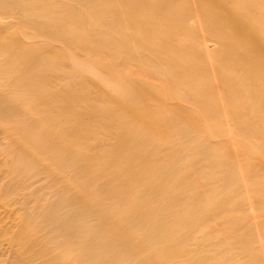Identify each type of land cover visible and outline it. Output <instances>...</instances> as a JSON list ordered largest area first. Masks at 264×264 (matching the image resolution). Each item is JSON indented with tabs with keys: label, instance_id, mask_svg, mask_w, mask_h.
<instances>
[{
	"label": "bare ground",
	"instance_id": "bare-ground-1",
	"mask_svg": "<svg viewBox=\"0 0 264 264\" xmlns=\"http://www.w3.org/2000/svg\"><path fill=\"white\" fill-rule=\"evenodd\" d=\"M71 1L118 34L112 43L124 45L126 27L135 29L129 39L163 62L171 86L194 79L195 68L187 69L182 59L183 44L194 41V30L203 26L219 46L214 69L219 96L210 101L216 106L219 98L232 122L264 129V0H194L195 11L188 5L182 14L181 0ZM62 5L61 0H0V264H105L112 253L122 260L116 264H123L124 250L130 249V242L124 241V219L141 221L146 231L156 230L157 222L145 225L151 214L161 218L164 210L143 201L139 215L125 214L124 173L116 144L110 159L116 160L113 170L111 163L102 170L86 165L88 146L82 141L92 135L93 125L80 128L78 123L77 58L63 51V40L77 48L87 38L78 34L83 26L77 15L67 17ZM144 99L146 104L152 101ZM155 100L161 103L159 97ZM201 102L208 103L206 98ZM167 112L147 108L142 116L131 114L142 118L138 123L152 125L141 132L151 137L162 127L173 128L175 120L164 119ZM117 113L124 121V110ZM103 120L110 122V117ZM251 133L264 140L257 130ZM146 172L147 167L139 171ZM99 178L105 180L100 183ZM177 190L171 197L181 192ZM171 201L174 229L194 230L198 221L186 218L175 197ZM165 235L169 242L172 229ZM146 238L154 242L153 236Z\"/></svg>",
	"mask_w": 264,
	"mask_h": 264
},
{
	"label": "rangeland",
	"instance_id": "rangeland-1",
	"mask_svg": "<svg viewBox=\"0 0 264 264\" xmlns=\"http://www.w3.org/2000/svg\"><path fill=\"white\" fill-rule=\"evenodd\" d=\"M61 1L67 17L76 14L80 19L83 27L78 34L87 38L77 48L63 40V51L77 58L78 123L80 128L86 123L93 125L89 128L92 135L82 141L83 147L88 146L89 160L81 164H94L102 170L111 163L113 170L116 160L110 159L116 144L114 155L124 173L125 214L139 215L143 201L145 205L164 207L161 218L151 214L145 225L157 222L156 230L146 231L149 228H144L141 221L138 224L124 219L123 236L130 242V249L124 250L122 263L264 264V140L251 133L253 128L264 134V129L244 128L232 122L219 98L216 106L210 101L219 96L214 75L219 64L218 43L215 46L207 37L203 26L194 30V41L184 42L182 54L186 68H195L191 71L194 79L180 87L171 86V73L163 62L129 39L130 34L137 33L135 29L126 27L124 45L112 43L118 34L100 25L95 14L73 6L71 0ZM188 5L195 11L194 0H181L178 12L187 13ZM207 47H213V51L209 48L207 52ZM145 97L152 101L144 103ZM205 98L207 104L201 102ZM164 107L168 110L164 119L175 120L173 128L162 127L151 137L144 136V130L152 125L138 123L142 118L136 116H142L143 109L153 112ZM119 110H124V121ZM107 116L110 122L103 120ZM143 167L148 172L141 175ZM139 177L146 182L138 181ZM104 180L99 178L98 182ZM174 188L181 192L171 197ZM156 190H163V195ZM174 197L186 218L198 221L194 230L182 228L178 233L174 229L177 218L170 212ZM167 228L172 229L169 242L165 240ZM146 236H153L154 242ZM119 260V254L112 253L105 264Z\"/></svg>",
	"mask_w": 264,
	"mask_h": 264
}]
</instances>
